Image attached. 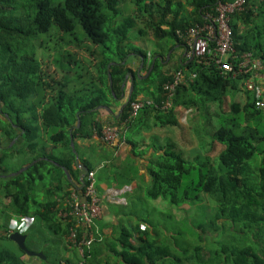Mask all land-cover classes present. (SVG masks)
Listing matches in <instances>:
<instances>
[{
	"label": "trees",
	"instance_id": "1",
	"mask_svg": "<svg viewBox=\"0 0 264 264\" xmlns=\"http://www.w3.org/2000/svg\"><path fill=\"white\" fill-rule=\"evenodd\" d=\"M126 1L0 0V136L15 138L18 130H23L25 147L18 155L29 153L34 161L41 159L17 177L0 179V199L9 201L2 213L8 212L7 223L13 215L37 218L36 223L38 220L44 223L66 250L70 249L68 236L73 224L59 219L62 207L59 200L68 197L70 189L80 188L83 174L76 165L71 142L73 139L77 151V140L100 135V111L111 110L120 97L130 71L126 59L133 53L146 56L141 50L131 48V37L149 34L158 41L176 40L182 45L176 34L178 30L207 23V15H217L219 3L231 4L236 0H129L135 9L125 15L122 4ZM231 25L237 58L252 53L262 62L264 72V1H248L243 11L232 15ZM54 29L58 30L60 44L57 51L49 53L50 57L31 51L36 44L41 46L43 40L56 37L52 33ZM162 68L156 60L151 74L142 83L152 99L161 102L165 98L164 84L177 71L185 72L186 79L177 88L172 107L168 111L147 107L131 119L130 103L140 93L135 89L116 119L122 135L130 134L134 128L142 129L150 120L162 128L179 127V108L215 105L217 129L212 136L224 146L218 158L225 172H218L212 158L199 156L190 160L169 145L161 150V156L151 161L147 198L163 199L171 206L196 203L205 196L213 199L221 207L217 219L225 217L229 209L234 223L245 222L242 234H248L257 246L256 251L253 247H243L230 256L224 251L225 264L229 260L233 264H264V109L255 107L252 95L241 85L249 76L231 80L221 75L214 64L205 66L198 59L179 65L174 74L163 72ZM78 69L83 73L78 74ZM152 80L154 83L149 85ZM231 91L238 92L244 100L230 102ZM194 94L199 97L196 99ZM210 119L212 124L211 115ZM125 138L132 142L130 136ZM45 145L59 149L61 155L49 153ZM259 156L262 161L252 170L251 161ZM9 158L7 155L1 159L3 170L8 169L4 165ZM79 161L81 166L96 171L88 160L79 157ZM47 180L44 200H37L34 192ZM145 222V229L138 225L121 233V247L115 252L124 264H158L172 256L169 246L159 247L151 241L150 223ZM35 226L27 234V246L31 250L30 243L37 244L34 233H39ZM202 234L205 238V232ZM0 237L10 240L8 231ZM45 244L42 250L47 259L38 261L51 264ZM91 250L85 264H95L96 256ZM210 253L202 247L194 250L198 259ZM26 256L20 248L17 252L0 250V264H28L24 260ZM78 261L79 256L60 258L57 264Z\"/></svg>",
	"mask_w": 264,
	"mask_h": 264
},
{
	"label": "crops",
	"instance_id": "2",
	"mask_svg": "<svg viewBox=\"0 0 264 264\" xmlns=\"http://www.w3.org/2000/svg\"><path fill=\"white\" fill-rule=\"evenodd\" d=\"M141 38V41H154L157 50H155V52L150 50V55L145 53L146 56L140 53H133L126 59L127 66L130 69L129 72H133L134 75V87L132 88L131 80H128L126 85H124V82L121 95L113 103L111 110L101 109L99 121L102 126L107 124L117 126L116 119L123 112V106L129 102L135 89H138L140 92L136 100L152 99L153 96L151 93L145 94V86L142 82L151 74V65L153 61L156 62V60H159L161 62L163 65V72L171 71V74H174V71L179 65L186 64L192 60L185 54L184 46L176 40H170L172 42L167 44L166 40L158 41L149 34ZM162 41L166 44H161ZM140 56L145 57L146 61L141 73V78L137 76V70L141 65ZM184 74L186 79L187 75L185 72ZM150 91L152 92L153 88H151ZM204 108H206V110H204ZM209 109V104L206 107L195 109L179 108L177 110L180 123L179 127L162 128L160 125L156 124L155 121L150 120L142 129L136 130L137 135L135 138H132L131 143L117 140L108 144L104 143L97 135H93V137L88 140L76 141L77 146L82 149L96 147L98 155L101 156L98 163H96V165L93 164L97 172L99 195L102 199V216L98 220V226L103 238L102 241L95 243L91 250L96 256L94 260L95 264H124L122 260L116 257L115 252L121 247L119 242L121 233L125 231V229H132L138 225H140L141 229H145L147 223L143 220L144 218H142L144 217L143 211L145 203L153 202L152 207H154V202H156V204H158V202H163L161 199L152 200L147 198V190L151 185L149 167L151 161L155 160L157 156L162 155L161 150L163 148L165 149L167 146L173 145L177 151L182 152L185 158L190 160L199 156L216 158L221 151L224 150V147L222 148V146L219 145V141H210L208 137L210 136L213 138L212 134L217 129L215 126L213 128L211 127V131L208 130L207 132H205L204 128H200L199 126V124L203 122V119H200L202 113L207 112L206 114L210 117L208 113ZM128 133L129 132L126 134L128 135ZM18 134V137L15 138L4 135L0 136L1 180H8L21 175L22 173L18 175H16V173L34 162L29 153L18 155L19 151H23L25 147V140L23 138L24 131L18 130ZM126 134L125 136L127 137ZM7 155L10 156V158L6 161L4 169H8L3 170L1 167V159ZM15 156H17V158ZM83 159L88 160V158L85 157H83ZM40 160L36 161L38 162ZM66 173L68 172L66 171ZM99 173H103V178L99 177ZM68 177L70 178L69 173ZM44 195L45 190L43 191V196L40 198L41 201L44 200ZM111 197L114 199H111ZM2 200L6 201L5 198H2ZM166 207L171 208L168 205H166ZM140 212H142V214H140ZM11 217V219H13L18 216L13 215ZM10 221L8 222V227ZM126 223H129L130 227H127ZM28 233L29 232L23 235H27ZM139 236L140 235L137 234L138 238ZM63 250L64 254L61 257L62 260L78 258V255L74 257L77 252L73 248L68 250L64 248ZM31 251L43 253L42 246L35 243L32 245ZM24 260L28 264H40L36 257L27 255L24 257Z\"/></svg>",
	"mask_w": 264,
	"mask_h": 264
},
{
	"label": "rangeland",
	"instance_id": "3",
	"mask_svg": "<svg viewBox=\"0 0 264 264\" xmlns=\"http://www.w3.org/2000/svg\"><path fill=\"white\" fill-rule=\"evenodd\" d=\"M134 9L135 7L129 2V0L123 2V14H131L133 13ZM142 28H145L144 25H142ZM54 32L56 33V37L53 36L51 39L47 38L43 40V44H40L41 46H39V44H36L35 47H31V51H33L34 53L41 52L45 56H48L49 53L51 55L52 51H57V46H60V44H58L57 42L58 30L54 29L52 33ZM135 34L138 35L137 32H135L134 35ZM66 38H68L69 40L68 36ZM141 40L142 38L139 36H132L131 48L133 47L134 49L141 50L147 55H150V50H152L153 52L157 50L154 41ZM166 41L167 44L172 42L169 39ZM162 42L161 44H166L164 41ZM54 54L56 55L57 53ZM35 57L38 59V56ZM80 69H78V74H81V72L83 73V71H80ZM153 83L154 82L152 80L149 85ZM145 94L147 95L149 94V92L146 91ZM194 97L197 99L199 95L194 94ZM228 98L230 102H238L244 100V98H242V96L238 94V92L236 93L232 91L228 93ZM216 111H218L217 107L210 104L208 113H210L213 120L215 119ZM206 113L207 112L202 113L200 119H203V122L199 124L200 128H204L205 132L210 130L211 127H216V123L213 122L211 124V119ZM252 128H256L255 124L252 125ZM135 129L136 128H134L132 131L130 130V134H128V136H130L131 138H135V136L137 135V131ZM208 137L210 138V141L214 140V138L210 136ZM38 142L41 145L44 144L41 140H39ZM219 145H221L222 148L224 147L221 143ZM45 146L49 153H53L57 156L61 155V151L59 149H54L47 145ZM78 148L79 149H77V151L75 149V154H77L82 159L83 157L88 158L89 163L92 165H96V163H98L101 156L98 155L96 147H92L89 149H82L80 147ZM15 157L17 158V156ZM212 159V163L218 170V172L224 173L225 169L222 168L219 158L216 157ZM261 161V156L254 158L251 161V165L253 166L252 170H255L254 166H256L257 163ZM252 172L255 173L256 171ZM102 176L103 173H99V177L103 178ZM48 182L49 180H47L45 183H41L40 188H38L40 190H36V192H34L35 198L37 197V200H40L41 196H43V191L45 190V186L49 184ZM161 201L163 202H158V204L154 202V207H152L153 202L145 203L143 211L144 217H142L144 218L143 220L150 223L149 233L151 241L157 242V246L159 247L169 246L172 250V256L169 259L160 261L158 264H225L224 259L227 256L224 254V251H226L229 256L230 253H235L243 247H253L256 251L257 246L255 243H253L254 241L249 239L248 234H242L241 229L245 227L243 225L245 222L239 223V220H237V222L234 223L232 219L233 216L229 213V209L226 216H223V218H220V220H218L217 218H219L221 207L220 204L213 199L209 200L207 196H205L201 201H197L196 203L185 202L179 206H171L168 201L163 199H161ZM8 203V199H6V201L0 199V234L5 233L8 228V212L4 214L2 213L4 209H6L5 207ZM166 205L171 208L166 207ZM140 214H142V212H140ZM36 220L37 218H35L34 226L36 225V230L39 232L34 233L36 235V237H34L36 238V243L42 247L45 243H47L48 246H46L45 244V248L46 250H48L50 262L51 264H57L64 254V247L61 245L59 238H57L53 234H50L46 230L45 226L43 225L44 223L39 220L36 223ZM126 225L127 227H130L129 223H126ZM202 232H205V238ZM30 245L32 246L33 243H30ZM197 247H202L204 251H210V255L207 256L203 254L198 259V257L194 254V250ZM4 249L13 250L16 252L19 251V247L15 243H13V241L8 240L7 238L0 237V250ZM232 261L233 260H229L228 264H233Z\"/></svg>",
	"mask_w": 264,
	"mask_h": 264
},
{
	"label": "built area",
	"instance_id": "4",
	"mask_svg": "<svg viewBox=\"0 0 264 264\" xmlns=\"http://www.w3.org/2000/svg\"><path fill=\"white\" fill-rule=\"evenodd\" d=\"M248 1L250 0H236L231 4L219 3L216 9L217 15H207V23L196 24L186 30H178L176 34L190 59H198L205 66L214 64L221 71V75L231 80L249 76L243 79V88L252 95L255 107L264 109L263 64L259 59L254 58L252 53H244L237 58L231 25L232 15L237 11H243ZM234 60L238 63L234 64ZM195 76L193 75V78ZM184 80V72L177 71L172 80L164 84L165 98L161 102H156L154 99L131 102L130 118L135 119L147 107L168 111L172 107L177 88ZM99 138L108 144L117 140L126 142L121 129L109 124L102 126ZM96 175V171H89L84 178L83 188L70 189L69 196L60 200L62 207L58 212L59 219L73 224L68 241L70 248L76 250L79 256V261L75 264H85L89 250L95 243L102 240L98 226V220L102 216V199L99 195ZM111 199L114 198L111 197ZM34 223L33 216L14 217L10 221L8 235L26 234Z\"/></svg>",
	"mask_w": 264,
	"mask_h": 264
},
{
	"label": "water",
	"instance_id": "5",
	"mask_svg": "<svg viewBox=\"0 0 264 264\" xmlns=\"http://www.w3.org/2000/svg\"><path fill=\"white\" fill-rule=\"evenodd\" d=\"M186 53L187 52L185 51V54ZM140 59H141V65H140L139 69L137 70V76H139V78H141V73H142V70H143V68L145 66V63H146L145 57L140 56ZM154 66H155V61L152 62L151 72H152ZM133 78H134L133 72H128L127 75H126V77H125V83H124V85H126V83L128 82V80H131V82H132V88H133L134 87ZM129 101H130V99H129ZM127 105H128V103H126L123 106V109H125L127 107ZM79 124H80V121H79ZM71 145H72V147L74 148V151H75V144H74V140L73 139H72ZM36 162L37 161H34L30 165H28L27 167L21 169L18 173H16V175L23 173L30 166H33L34 164H36ZM76 164L78 166H80L81 169H82V171H83V174H82V176L80 178L81 187L79 188V189H82L83 186H84V178L88 174V172L90 171V169L87 166H81L80 165L79 156L77 154H76ZM9 238H10L11 241H13L14 243H16L18 245V247L26 253V255H28L30 257H36V258L41 259L43 261H45L47 259V257L43 253H41V252H34V251H31L28 248V246L26 244L27 235H23V234H20V233H12L11 235H9Z\"/></svg>",
	"mask_w": 264,
	"mask_h": 264
}]
</instances>
